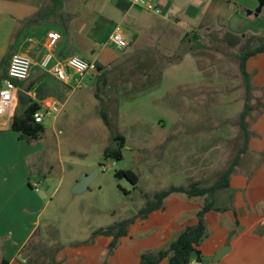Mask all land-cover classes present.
Segmentation results:
<instances>
[{
	"label": "rangeland",
	"instance_id": "1",
	"mask_svg": "<svg viewBox=\"0 0 264 264\" xmlns=\"http://www.w3.org/2000/svg\"><path fill=\"white\" fill-rule=\"evenodd\" d=\"M111 1L103 0L109 5ZM213 2L207 16L216 28L200 31L198 40H189L172 16L166 20L142 6L134 5L137 17L116 25L120 19L102 18L105 15L97 9L101 0H66L67 7L73 3L69 9L76 13L78 31L72 35L73 45L80 43L77 34L86 36L97 26L104 34L96 48L101 62L109 64L118 58V63L140 53L142 60L163 68L158 83L154 76L142 77L148 70L137 68L136 60L110 74V82L100 95L107 101L111 129L100 115L96 72L81 85L64 90L58 107L65 106L56 122L55 115L47 116L40 142L45 148L43 167L53 171L37 180L51 195L55 192L54 215L61 244L90 241L94 231L138 216L155 193L172 186L213 185L244 147L240 116L247 99L238 56L252 36H256L252 45L264 42V0ZM238 24L246 33L241 35L242 43L234 47L227 42L229 32L225 29ZM116 26L124 35L129 34L122 51L109 43V33ZM191 47L194 50L185 54L182 62L168 65L170 59ZM87 52L80 56L93 59ZM254 75L252 72L251 78ZM262 94L255 87L250 102L254 111L247 118L249 128L261 110ZM23 110L20 106L19 111ZM113 134L126 139L122 160L104 158ZM127 171L138 176L137 185L124 175ZM85 174H95L89 189L74 194L71 186ZM139 241L127 240L125 251L135 246L140 252L144 247ZM119 248L120 241L100 264H119ZM88 264L95 263L92 259Z\"/></svg>",
	"mask_w": 264,
	"mask_h": 264
},
{
	"label": "crops",
	"instance_id": "2",
	"mask_svg": "<svg viewBox=\"0 0 264 264\" xmlns=\"http://www.w3.org/2000/svg\"><path fill=\"white\" fill-rule=\"evenodd\" d=\"M148 1L162 11L161 18L167 20L172 16L171 20L187 34L199 35L200 31L216 28L207 16L209 8L215 6L213 0ZM45 4L46 0H0V88L7 79V65L2 61L10 52L27 55L33 61L29 79L16 82V109L0 118V264H29L30 260L36 259L48 261L54 256V247L60 248L54 256L60 264H88L92 259L95 264H100L109 253L112 238L97 236L90 241L59 242L54 215L55 192L51 195L37 180L46 172L52 175L53 171V168L43 167L44 145L40 141L29 143L21 139L20 133L13 131L11 124L15 113H22L31 101L39 103L41 111L58 107L61 103L58 98L64 90L73 84L79 86L90 78H83L79 84L78 76L70 71L69 81L62 83L52 72L55 64L65 63L73 55L80 56L82 51L91 52L94 58L88 61L101 66L114 64L118 58L109 64L100 61L101 54L96 53V48L104 34L97 26L86 36L77 34L80 43L73 45L72 35L78 31L74 25L76 13L69 9V6L73 8V3L67 7L66 0L58 17H52L40 26L19 24L34 16ZM97 9L105 15L102 18L120 19L116 25H121L130 17H137L132 0H112L110 5L101 0ZM225 30L240 36L246 33L239 24ZM50 31L59 32L62 39L52 51L54 58L51 64L44 69L41 63L48 53L46 40ZM16 32H19L17 36ZM128 36L126 34L125 38ZM247 71L251 75L255 73L252 78L254 87L263 92L262 107L250 127L248 151L242 155L231 177L230 188L216 193V206L225 210L210 211L205 216L208 237L198 247L200 259L193 258L198 264H213L217 253L225 247H229V251L218 262L214 260L216 264H264V53L248 60ZM20 93L27 98L21 99ZM61 105L59 112L53 114L54 122L65 106ZM20 106L24 107L23 111H19ZM78 182L79 179L71 187L74 189ZM32 183L39 184L38 190ZM198 199L175 195L166 200L163 210L153 212L145 220L137 219L128 236L119 240L120 248L116 252L119 264H141L144 251L156 253L166 249L183 228L196 225L198 212L205 203V199ZM133 238L141 240L138 244L143 243L144 248L140 252L135 246L125 251L124 244ZM43 250L47 251V258ZM161 264L168 262L165 260Z\"/></svg>",
	"mask_w": 264,
	"mask_h": 264
},
{
	"label": "trees",
	"instance_id": "3",
	"mask_svg": "<svg viewBox=\"0 0 264 264\" xmlns=\"http://www.w3.org/2000/svg\"><path fill=\"white\" fill-rule=\"evenodd\" d=\"M65 0H46V4L32 17L20 21L19 24L22 26H40L43 23L48 22L52 17H58L63 10ZM19 32H16V36ZM190 36V37H189ZM186 38L198 40L199 35L193 33L186 34ZM226 37L229 39L227 42L232 46H238L242 43V37L239 35H234L227 33ZM256 36H252L246 46L244 47L242 53L238 56L240 71L244 79V85L246 88V99L247 103L245 105V110L240 116V126L245 135V144L244 147L239 151L237 156L234 158L231 165L220 174L215 183L208 187H202L200 183H193L188 187L183 186H172L167 190L157 192L153 196L152 200L148 201L146 208H143L138 213V216L133 218H128L126 220L116 222L113 225L101 228L93 232L92 239L97 236H106L112 238V241L109 245L110 255L114 248L117 246V243L122 237H126L129 234L130 227L136 222L137 219L145 220L150 214L155 211L163 210L165 208V202L172 196L175 195H184L188 199L194 198H204L205 203L202 206L201 210L198 212V223L196 225H190L183 228L178 237L172 241L166 249H162L156 253L146 252L141 255V264H161L163 261L167 260L168 264H189L193 260L194 256L200 259V251L198 247L202 245L205 239L208 237V229L206 225L205 216L210 211H223L225 209L218 208L216 206V193L221 190H227L230 188V181L233 173L235 172L236 167L240 164L242 155L248 151V143L251 136L249 124L247 118L254 111V106L250 104L253 99V92L255 90L254 84L252 82L251 74L247 71V62L249 59L258 56L259 54L264 53V42H259L256 45H252ZM194 48L185 49L184 54L170 59L168 65L177 64L183 61V56L185 54L193 51ZM14 53H9L4 60L2 61L4 65H7V77H8V68L10 64L11 57ZM143 56L139 53L136 56H131L125 59L124 61L111 64L109 66H101L96 64L98 69V91L97 98L101 102V111L100 115L105 123V125L111 129V122L109 114L107 112L106 106L107 101L105 98L101 97V91L108 86L110 79L109 76L116 69L125 68L128 66L131 61H138L137 68H146L148 71L142 74L147 77H155L156 82L157 78H160L162 75L161 69L158 64L150 63L147 60H142ZM165 59V58H164ZM163 61V59H162ZM161 61H159L160 63ZM160 68V69H159ZM261 104V103H260ZM262 107V104L260 105ZM42 107L39 103L31 101L27 108L22 113H15L12 119L11 128L13 131L20 133V138L26 140L29 143H34L40 141L44 132L45 127L43 124L37 123L35 121V114L40 112ZM111 144L104 150V158L106 160L123 159L122 148L125 146L126 139L122 134H113L110 138ZM118 146H115V144ZM124 175L134 184L137 185L139 182L138 176L133 171L124 172ZM88 243V242H87ZM60 250L59 247H54L53 253L54 256ZM44 257L47 258L48 253L46 250H43ZM47 254V255H46ZM49 258V260H30L29 264H60L56 261L55 257ZM6 264V263H3Z\"/></svg>",
	"mask_w": 264,
	"mask_h": 264
},
{
	"label": "built area",
	"instance_id": "4",
	"mask_svg": "<svg viewBox=\"0 0 264 264\" xmlns=\"http://www.w3.org/2000/svg\"><path fill=\"white\" fill-rule=\"evenodd\" d=\"M133 4L145 7L149 11H155L156 14H162V11L155 7L150 1L133 0ZM61 39V34L57 31H50L47 34L46 47L48 53L41 63L44 69L48 68L51 64L54 58L52 51L57 47ZM125 39L121 27L116 26L110 36L109 42L119 49H123ZM32 66L33 61L29 56L21 53L12 55L8 68V77L4 80L3 86L0 88V118L8 113H13L16 109V82L27 81L30 77ZM70 71H73L78 76L77 81L79 84L83 78L89 76L92 72L98 73L96 63L90 62L79 55H73L69 57L65 63H57L52 68L54 76L62 83H67L69 81ZM58 112V107H50L47 110L36 113L35 121L42 124L46 116H51ZM32 186L37 190L39 188L38 183H32ZM189 264H198V261L193 259Z\"/></svg>",
	"mask_w": 264,
	"mask_h": 264
},
{
	"label": "water",
	"instance_id": "5",
	"mask_svg": "<svg viewBox=\"0 0 264 264\" xmlns=\"http://www.w3.org/2000/svg\"><path fill=\"white\" fill-rule=\"evenodd\" d=\"M20 97L21 99H25L27 98L26 95L20 93ZM98 171H95V174H97ZM95 174L93 175H87L85 174L80 180L79 182L76 184V186L74 187L73 189V193L74 194H81L85 191H87L89 189V185L90 183L92 182V180L94 179V176ZM229 247H225L224 249H222L221 251H219L216 255V261L218 262L228 251H229Z\"/></svg>",
	"mask_w": 264,
	"mask_h": 264
}]
</instances>
